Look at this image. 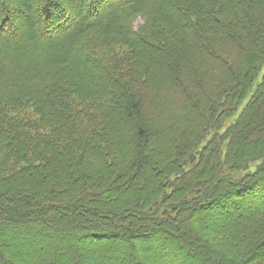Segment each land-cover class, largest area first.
<instances>
[{"label":"trees","instance_id":"obj_1","mask_svg":"<svg viewBox=\"0 0 264 264\" xmlns=\"http://www.w3.org/2000/svg\"><path fill=\"white\" fill-rule=\"evenodd\" d=\"M263 67L264 0H0V264H264Z\"/></svg>","mask_w":264,"mask_h":264},{"label":"rangeland","instance_id":"obj_2","mask_svg":"<svg viewBox=\"0 0 264 264\" xmlns=\"http://www.w3.org/2000/svg\"><path fill=\"white\" fill-rule=\"evenodd\" d=\"M143 21L142 20H139V22H137V25L142 23ZM112 49V48H111ZM126 49H119L117 48V46L113 47L112 50L108 49L109 52L113 51L114 54H117V55H123L124 54V51ZM263 73H264V67L263 69L260 71L256 81H255V86L258 84V82L261 81L262 79V76H263ZM252 93V91H251ZM250 93V95H251ZM249 95V97H250ZM249 97L245 100V102L241 105L240 109L238 110V112L232 117V118H229L228 121H227V125H230L231 123H233L236 118L238 117V114L241 112V110L243 109L244 105L246 104V102L248 101ZM256 167V164H252L247 170H243V171H240V172H237L235 173V177H241L243 175H245L247 172L249 171H253Z\"/></svg>","mask_w":264,"mask_h":264}]
</instances>
